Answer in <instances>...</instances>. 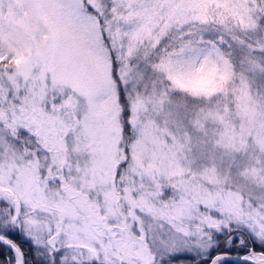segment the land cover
<instances>
[{
	"label": "snow or ice",
	"instance_id": "obj_1",
	"mask_svg": "<svg viewBox=\"0 0 264 264\" xmlns=\"http://www.w3.org/2000/svg\"><path fill=\"white\" fill-rule=\"evenodd\" d=\"M0 264H264V0H0Z\"/></svg>",
	"mask_w": 264,
	"mask_h": 264
}]
</instances>
